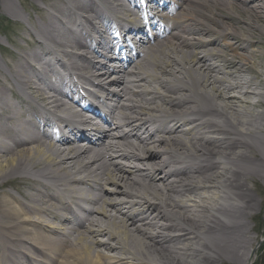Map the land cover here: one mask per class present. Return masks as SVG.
<instances>
[{"label":"bare ground","instance_id":"1","mask_svg":"<svg viewBox=\"0 0 264 264\" xmlns=\"http://www.w3.org/2000/svg\"><path fill=\"white\" fill-rule=\"evenodd\" d=\"M180 3L177 5L180 11L176 10L174 16V29L179 33L174 32L165 42L152 44L140 59L129 62L135 72L113 78V84L123 86L116 94L119 104L109 119L115 126L116 140L112 144L102 141L101 146L87 145L84 142L87 135L69 143L66 138L58 145L32 132L31 139L18 143L13 131H9L27 122L24 123L23 115L26 105L53 103L50 87L40 86L41 80L49 76L51 61L61 66L69 62L77 72L86 69L83 63L89 65L88 71L97 68L98 75H91L100 89H105L106 76L116 73L108 65L92 60L95 51L91 54L73 51L76 47H87L81 26L94 25L86 10H99L98 6L106 3L52 0L47 7L35 10L45 23L32 21L37 31L31 22L25 29V37L33 42L32 51L17 64L6 62L0 66V260L5 259L8 264H212L217 255L241 261L239 264L255 260L256 241L242 253L226 246L232 252L230 255L221 245L226 242L223 238L227 231L240 244L253 242L248 234L244 235L247 226L238 227L241 222L230 217L240 215L237 207L250 190L248 181L257 177L245 170L242 162H249L253 154L264 158L256 140L262 139L259 133L264 128V111L255 109V104H262V100H251L253 95L264 98L260 90L264 84V64L252 49L259 41L246 39L264 35V0H180ZM72 6L78 8L71 16L76 31L71 32L72 38L62 41L59 17L70 15ZM5 7L8 11L14 8L13 3H6ZM228 10H237L247 19L236 18ZM48 27L52 28V35ZM37 32L42 39L54 43L53 51L47 53V46L40 42ZM241 33L245 39L235 41L234 34ZM209 47L214 50L208 51ZM37 66L41 73L35 71ZM10 72L14 74V82L6 86L2 84L3 75ZM144 84L152 85L153 90L138 88ZM10 88L22 95L18 96L20 104L9 95ZM61 90L53 100L59 108L66 106ZM154 110L153 115L172 116L173 127L148 118L146 123L155 124L157 132L127 129L130 122L141 121ZM71 113L81 123H92L75 111ZM137 135L141 139L138 149L145 153L144 161L149 154L157 164V171L142 168L143 158L125 149L136 144L128 137ZM190 156L202 158L203 162L175 168ZM116 157L125 158L129 165L112 168V162L118 164ZM260 174L263 176L264 170ZM43 179L59 181L69 202L59 205L57 201H45L41 191ZM69 180L100 186L103 192L111 184L114 194L127 197V207L137 205L142 210L125 211L121 200L118 203L103 193L100 204L89 213L87 225L76 227L77 219L68 218L65 213L74 204L81 206L87 192L77 195ZM10 187L19 193L23 191L25 200ZM151 197L162 202L164 212ZM153 230L166 234L161 236ZM106 237L115 241V245Z\"/></svg>","mask_w":264,"mask_h":264},{"label":"rangeland","instance_id":"2","mask_svg":"<svg viewBox=\"0 0 264 264\" xmlns=\"http://www.w3.org/2000/svg\"><path fill=\"white\" fill-rule=\"evenodd\" d=\"M52 0H25L26 3V9H25V3L24 5L21 3V1L19 0H0V57L4 54H7V52L11 53V55H13V49L17 48V45H21L24 42V45H29L27 46L28 48H30V44L28 43L30 41V39L27 40V38L25 37V34L23 35L21 33V29L24 30V27H26V25L24 26V21H14L13 18L16 17V15H18L17 13H21V11H23V13L27 14L31 13L32 14V20L35 22L37 20H42L39 13H36V9L39 8L40 4L42 3H50ZM6 3H13V11L11 13H9L8 9H6ZM25 9V10H24ZM231 11V10H229ZM14 12V15L12 16V13ZM234 16L236 18H242V19H247V17L245 16V14L235 10V11H231ZM16 14V15H15ZM24 20V18H23ZM44 20V19H43ZM241 26V24H239ZM27 28V27H26ZM19 31H20V36H19ZM25 40H27V43L25 42ZM255 41H259V43H257V45L255 47H252L253 50H255V52L258 54L259 60H262V64H264V35L263 36H259L257 34H255L254 37ZM12 45V46H11ZM15 46V48L13 47ZM11 51V52H10ZM261 53H263L261 55ZM14 58H18L17 56ZM258 60V61H259ZM256 68L259 71H262L260 65L256 64ZM262 92H264V84L261 85V89ZM234 93V92H233ZM232 94V93H231ZM254 98H251V100L253 102H255L256 100L258 101L259 99L262 100V104L261 103H257L255 104L257 110L260 111H264V98L263 97H258V96H254ZM256 101V102H257ZM261 136V141H263L264 143V128L261 129V132L259 133ZM256 140L259 141V145L254 141V140H249L251 142H255V144L258 145L259 150L261 152V156L262 158L264 157V145H261V141L259 139L256 138ZM260 154H253L252 155V159H250L249 162H251V164L249 165V162H242V166L244 167L245 170L251 172L252 174L257 175V177H252L249 179L248 181V185L250 187V190L248 191V193H246L244 199V202H240V205L238 204V209H240V215L239 216H231V220H235V221H240L241 224L238 225V227H244L245 225L248 228V231L246 233H244V235H249L252 238V241L250 243H246V242H241V244L239 243L238 239H235L234 234L230 233V231H227V234L224 235L225 238H223L226 242L223 243L221 245V248L225 249L226 246H231L232 250H235L234 252H239L241 251H248L250 245L252 243H254V241H256L255 244L258 243V241L261 238H264V175L261 176V174L259 175V172H263L264 167H263V163H264V158L263 160H261L260 158ZM263 161V162H262ZM235 203V202H234ZM248 209H246V206H249ZM250 208V209H249ZM223 218H221L222 220ZM220 220V218L218 219ZM226 220V219H224ZM230 239H227V238ZM241 241V240H240ZM237 243V245H235ZM235 246H238L236 249ZM256 247V246H254ZM229 249H225L223 251H227V254L230 255L231 253H229ZM256 258L254 260L253 264H263L262 263V259H264V242L262 244L259 245L258 249L256 250ZM241 256V254L239 255ZM242 257H244V255H242ZM216 262L212 263V264H239V261H233V260H229V259H222V257L215 259Z\"/></svg>","mask_w":264,"mask_h":264},{"label":"trees","instance_id":"3","mask_svg":"<svg viewBox=\"0 0 264 264\" xmlns=\"http://www.w3.org/2000/svg\"><path fill=\"white\" fill-rule=\"evenodd\" d=\"M262 263L264 264V259H262Z\"/></svg>","mask_w":264,"mask_h":264}]
</instances>
